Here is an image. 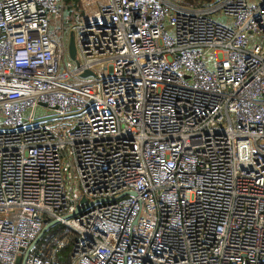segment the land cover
<instances>
[{
    "label": "built area",
    "instance_id": "obj_1",
    "mask_svg": "<svg viewBox=\"0 0 264 264\" xmlns=\"http://www.w3.org/2000/svg\"><path fill=\"white\" fill-rule=\"evenodd\" d=\"M53 220L69 264H264V0H0V264Z\"/></svg>",
    "mask_w": 264,
    "mask_h": 264
},
{
    "label": "trees",
    "instance_id": "obj_2",
    "mask_svg": "<svg viewBox=\"0 0 264 264\" xmlns=\"http://www.w3.org/2000/svg\"><path fill=\"white\" fill-rule=\"evenodd\" d=\"M211 0H182L184 4H196L208 2ZM68 7L73 6L75 10L79 11L80 9V0H65ZM77 239V233L64 226V225H55L51 227L44 236L37 243V248L39 253L45 258L50 252L55 250L56 244L60 240H67L66 245L61 249L56 251L57 260L60 264H69V260L72 253V246Z\"/></svg>",
    "mask_w": 264,
    "mask_h": 264
},
{
    "label": "water",
    "instance_id": "obj_3",
    "mask_svg": "<svg viewBox=\"0 0 264 264\" xmlns=\"http://www.w3.org/2000/svg\"><path fill=\"white\" fill-rule=\"evenodd\" d=\"M68 50H69V54L70 57L77 62V49H76V44H75V37L74 34L72 33L70 36V40H69V45H68ZM88 74H91L90 71H85V73L83 74V76H87ZM89 206V205H88ZM87 206V207H88ZM87 207L85 208H80L78 207L77 211L73 214H79L81 212H83ZM72 216V215H71ZM55 225H59V221L57 220H53L51 222L46 223V225L44 226V228L42 229V231L39 233V235L36 237V239L31 243L30 247L28 248L27 252H26V256L30 253V251L32 250L33 247L36 246V244L39 242V240L44 236V234L53 226ZM21 264H24V260L22 261Z\"/></svg>",
    "mask_w": 264,
    "mask_h": 264
},
{
    "label": "rangeland",
    "instance_id": "obj_4",
    "mask_svg": "<svg viewBox=\"0 0 264 264\" xmlns=\"http://www.w3.org/2000/svg\"><path fill=\"white\" fill-rule=\"evenodd\" d=\"M66 60H67V66H70V67L74 68V66L76 65V61H74V60L70 57V55H68V57H66ZM42 110H44V111L39 112V113L43 114L44 116H47L46 119H51V118L53 117L52 114H51V111H49V110H47V109H42ZM66 122H67V120H66ZM50 124H51L53 127H55V126L57 125V121H55V120H51V121H50Z\"/></svg>",
    "mask_w": 264,
    "mask_h": 264
},
{
    "label": "crops",
    "instance_id": "obj_5",
    "mask_svg": "<svg viewBox=\"0 0 264 264\" xmlns=\"http://www.w3.org/2000/svg\"><path fill=\"white\" fill-rule=\"evenodd\" d=\"M70 36H71V34H70ZM69 40H70V37H69Z\"/></svg>",
    "mask_w": 264,
    "mask_h": 264
}]
</instances>
